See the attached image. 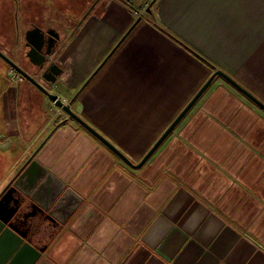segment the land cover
<instances>
[{"label":"crops","instance_id":"1","mask_svg":"<svg viewBox=\"0 0 264 264\" xmlns=\"http://www.w3.org/2000/svg\"><path fill=\"white\" fill-rule=\"evenodd\" d=\"M124 1L70 35L51 92L132 163L216 69L264 103V0ZM28 82L1 98L0 187L36 151L82 197L36 264H264V111L222 77L139 168Z\"/></svg>","mask_w":264,"mask_h":264},{"label":"water","instance_id":"2","mask_svg":"<svg viewBox=\"0 0 264 264\" xmlns=\"http://www.w3.org/2000/svg\"><path fill=\"white\" fill-rule=\"evenodd\" d=\"M146 11H149L148 7L146 8ZM139 19L140 16L137 17L127 32ZM43 36V31L37 27H33L25 31V39L27 41V46L29 47L25 55L28 57L31 64L36 65L39 68H43L42 77L49 81V83L53 84L56 80V77L61 73V69L56 64H51L48 67L43 66L46 58L45 55L50 53V49H46L44 54L41 53V46L43 44L44 38ZM55 36H57V34H55ZM0 58L10 66V71L8 72L9 76H13L15 73H17L21 77L28 80L40 92L45 94L57 108H60L69 118L76 121L80 126L86 129L109 150L117 155L122 161L133 168H139L151 156V154L157 149L165 137L174 129L181 118L209 86L212 79L217 75L222 77L227 83H229L232 87H234L237 91H239L264 111V103L262 101H260L247 89L241 86L228 74L222 70L216 69L193 95L184 108L178 113V115L173 119V121L168 125V127L163 131V133L158 137L154 144L148 149L140 161L138 163H132L116 146H114L110 141H108L104 136H102L97 130L91 127L85 120H83L71 109V100L65 102L53 92L49 91L30 73L21 68L1 50ZM35 154L36 151L30 154L20 171L11 181L10 189L18 193L19 197L18 199L15 198L13 200L15 208L10 213L9 217L15 213L18 207H25L28 202H31L36 204L47 215L56 219L60 224H63L81 203L82 197L74 189L67 186L65 182L54 175L47 167L41 164L36 159ZM7 201H5V203H7ZM6 221L7 220L3 219L0 215V225L2 223H6ZM7 228L10 231L9 233L5 234L0 232V264H33L37 255L31 252V245L29 242L23 241V236H21V234L10 223H7Z\"/></svg>","mask_w":264,"mask_h":264},{"label":"rangeland","instance_id":"3","mask_svg":"<svg viewBox=\"0 0 264 264\" xmlns=\"http://www.w3.org/2000/svg\"><path fill=\"white\" fill-rule=\"evenodd\" d=\"M105 1L106 0H98L97 4L89 12V14L98 11L99 7L103 5ZM153 1L154 0H126L124 3L128 4L129 6L138 7L142 10V12H145L147 7L149 8V11H151ZM93 2L94 0H0L1 51L6 53L25 71L35 74V68L32 67L27 61L26 55L24 53V47H22V34L24 29L30 26L31 22H39L40 17H49L48 20L50 19L52 24L60 31L61 40L65 39L66 37L69 40V37L72 34V29L75 26V22L86 12ZM46 3L49 4V7L46 6ZM16 11L18 20L14 16ZM66 43L63 44L60 49L58 48V52L62 51ZM9 71L10 66L0 58L1 109L3 107L1 98L5 89L8 88V86L11 87L12 85V88L21 93L23 90H21L19 86L17 87V83L28 82L26 79L15 78L19 77L16 75H13L11 78L8 76ZM19 108H24L22 102H20ZM59 111V113L63 112L60 108ZM52 119L53 122L51 124L54 125L58 117L52 115ZM20 123V125H23L24 127V123L21 121ZM6 138L7 133H5L4 128H1L0 139L5 140ZM12 148L15 149V146ZM28 154L29 152L23 153L22 158L25 159ZM12 156L13 152L11 150L5 151L4 153L0 152V182H2V180H4L5 176L8 174V169L11 166L10 160L12 159Z\"/></svg>","mask_w":264,"mask_h":264},{"label":"flooded vegetation","instance_id":"4","mask_svg":"<svg viewBox=\"0 0 264 264\" xmlns=\"http://www.w3.org/2000/svg\"><path fill=\"white\" fill-rule=\"evenodd\" d=\"M97 2L98 0H94V2L86 10V12L75 22V26L72 29V33L76 30L77 27L81 25L84 19L89 15V12L93 9V7H95ZM46 6L49 7V4L46 3ZM14 16L16 19L18 18L17 11L15 12ZM45 18L40 17L39 22H31L30 26L24 29L22 34L23 35L22 47H24V53L26 54V52L29 49V47L27 46V41L25 39V31L27 29L33 27H37L41 29L44 34L43 44L41 46V53L44 54L46 49H50V53L48 55H45L46 58L43 65L44 67H48L51 64L58 65L57 60L61 53L58 52V48L60 49L62 45L67 42L68 38L66 37L65 39L61 40L60 31L52 24L50 19L48 20L49 17H45ZM55 34H57V36H55ZM4 54L8 56L6 53ZM26 59L29 62L27 56ZM30 65L34 67L36 71L35 74L33 73L30 74L37 81H39L45 88L51 91L52 90L51 87L53 86L54 83L53 84L49 83V81L45 80L42 77L43 68H39L38 66L33 65L31 63ZM14 75L19 76L15 78L25 79L17 73H15ZM10 77L12 78V76ZM25 161L15 170L13 175H11L9 178L6 179L5 183L2 184V186L0 187V215L2 216L3 219L7 220L6 223H2L0 225V232L5 234L9 233L10 231L7 228V223H10L21 234V236H23V241H28L29 244L31 245L30 246L31 252L37 255L36 259L33 262V264H36L41 254L45 250V245H46L45 237L48 236L50 238L51 236H54L60 223L56 219L50 217L45 212H43L36 204H33L31 202H28V204L25 207H18L15 213L11 217H9L10 213L15 208V205L13 204V200L15 198L18 199L19 197L18 193L10 189L11 181L20 171ZM5 201H7V203H5Z\"/></svg>","mask_w":264,"mask_h":264},{"label":"built area","instance_id":"5","mask_svg":"<svg viewBox=\"0 0 264 264\" xmlns=\"http://www.w3.org/2000/svg\"><path fill=\"white\" fill-rule=\"evenodd\" d=\"M58 110H59V108H58Z\"/></svg>","mask_w":264,"mask_h":264}]
</instances>
